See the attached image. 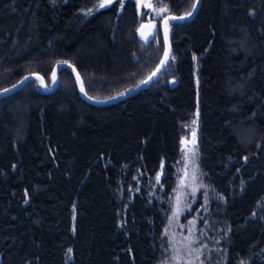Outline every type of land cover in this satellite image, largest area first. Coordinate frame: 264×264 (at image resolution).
<instances>
[{
  "label": "trees",
  "instance_id": "obj_1",
  "mask_svg": "<svg viewBox=\"0 0 264 264\" xmlns=\"http://www.w3.org/2000/svg\"><path fill=\"white\" fill-rule=\"evenodd\" d=\"M98 1L0 0V88L29 72L50 85L60 60L93 98L142 81L161 27L142 42L132 0L92 11ZM162 1L167 14L194 2ZM169 32L168 65L129 98L86 102L66 67L51 92L32 79L0 97V264H154L195 116L226 264H264V0H201Z\"/></svg>",
  "mask_w": 264,
  "mask_h": 264
},
{
  "label": "rangeland",
  "instance_id": "obj_2",
  "mask_svg": "<svg viewBox=\"0 0 264 264\" xmlns=\"http://www.w3.org/2000/svg\"><path fill=\"white\" fill-rule=\"evenodd\" d=\"M119 1L122 3L124 0ZM132 1L134 2L138 16H141L140 22L144 21L146 16H148L149 19L155 21V30L160 26L161 18L169 11V7L162 0ZM100 2L102 0L97 2L92 11L99 9L98 5ZM147 3H150L152 7L142 6V4ZM163 8H166L167 12L161 13L159 11ZM194 119H196V116L186 126V134L183 133L179 139L178 155L176 162L173 164V184L165 201L167 208L165 221L162 227L161 237L158 241L159 252L154 264H185L189 259L194 264H226V260L228 259V254L225 249L228 240L224 231V224L216 221L213 214H211L212 202L220 201V198L209 185L199 165L197 124H192ZM193 128L196 130L195 180L192 179L193 162L190 161L188 167L185 168V158L181 144V140L185 139L189 142L187 147H192L190 142L192 140ZM185 171L188 173L187 176H185ZM157 176L160 177V171L157 172L156 178ZM181 180L184 181L183 185L180 183ZM193 188L196 189L195 192H193ZM150 195L153 196V192L150 191ZM174 212L177 215L173 218ZM170 218L171 223H169ZM190 222L195 223L192 224ZM190 230L194 233L192 239L197 241L192 247H198L202 253L199 259H196L195 252L189 257L185 248L187 241L184 238L189 236ZM177 256L181 257L179 261L176 259ZM234 264L244 263H242L240 258H237Z\"/></svg>",
  "mask_w": 264,
  "mask_h": 264
},
{
  "label": "water",
  "instance_id": "obj_3",
  "mask_svg": "<svg viewBox=\"0 0 264 264\" xmlns=\"http://www.w3.org/2000/svg\"><path fill=\"white\" fill-rule=\"evenodd\" d=\"M200 1L201 0H199V2L197 4V8H196L195 11H193L192 8H191L190 11L192 12V15L190 17L184 19V20H180L179 17L187 16L188 12L184 13V14H166V15H164L161 18L160 27H161V30H162L163 41H164V47H163L162 55H161L158 63L156 64V66L152 69V71L142 81H140L138 84H136L135 86H133V87L121 92V93H123V95H121V93H119V94H116L114 96L107 97V98H93V97H91V99H89L90 96L87 95L85 91H84V93H81V91H80L81 84L77 83V80H76V76H77V74H79L77 72V70L75 69L76 71L74 72L73 71L74 66L72 64H70L69 62L60 60V61L55 62L52 65V68H51V83H50V85L46 84L45 79H44V77L41 74H39L37 72H29V73L25 74L24 76H22L17 81H15L14 83H11V84H9L7 86H4V87L0 88V97L4 96L6 94H9L11 92H14L15 90H17L21 86H23L25 83H27L29 80L36 79V76L41 77L42 80H43V85L41 84V80H39L42 89L45 92H51V91H53L56 88L57 81H58L59 68L60 67H66L72 72V74H73V76H74V78L76 80L78 93H79L80 97L86 102H89V103H92V104H96V105H105V104H111V103H115V102H118L120 100L129 98V97L137 94L141 90H143L145 87H147L160 74V72L164 69V67L161 68V71L158 72L156 76L152 77L151 80L148 79L149 76H151L153 72H156V69L160 66V61L162 59H164V52H165V47L166 46L169 49V51L171 52L170 39H169V36H170L169 26H168V30H167L168 31L167 44L165 43V28H164L165 19L166 18L168 19V25H169L170 21L182 22V21H188V20L192 19L193 16L195 15L199 5H200ZM196 2H197V0H194L193 3H196ZM142 25H143V28H142ZM155 27H156L155 21L153 19H149V17L146 16L145 20L140 22L137 25V28H136V36H137V38L139 40L143 41V42H148L151 39V37H152V35L154 33ZM141 32H143L145 34L151 32V35H148L147 36V40H145V39L142 38ZM69 64L72 65L71 68L68 67ZM54 70L56 71V82L55 83L52 82V73H53ZM79 76H80V74H79ZM25 77H27L28 79L25 80ZM80 78H81V76H80ZM81 81H82V78H81ZM144 81H147V83H143ZM82 84H83V81H82ZM83 87H84V84H83ZM5 90H9V91L6 92Z\"/></svg>",
  "mask_w": 264,
  "mask_h": 264
},
{
  "label": "snow or ice",
  "instance_id": "obj_4",
  "mask_svg": "<svg viewBox=\"0 0 264 264\" xmlns=\"http://www.w3.org/2000/svg\"><path fill=\"white\" fill-rule=\"evenodd\" d=\"M198 2H199V0H197L196 3H193V4H192V10H193V11L196 10ZM112 3H113V0H102V2L99 3L98 7H99L100 9H103V8H105L106 6H108V5L112 4ZM142 6H143V7H149V8L152 7V5H151L150 3L142 4ZM159 11H160L161 13H163V12H167V9H166V8H163V9H160ZM90 13H91V10L89 11V13H85V14L88 15V14H90ZM191 15H192V12L190 11V12L187 13V16H181V17H179V19H180V20H184V19L190 17ZM168 26H169V25H168V19L166 18V19H165V23H164V28H165V43H166V44H167V38H168V31H167V30H168ZM142 28H143V25H142ZM148 35H151V32H149V33H147V34L141 32V36H142V38L145 39V40H147V36H148ZM169 57H170V51H169V49H168L167 46H166V47H165V52H164V59H162V60L160 61V66L156 69V72H153L152 75L149 76V78H148L149 80H151L152 77L156 76L157 73L161 71V68H163V67H165V66L168 65V63H169ZM65 63H66V62H65ZM68 67L71 68L72 65L69 64ZM73 71H74V72L76 71L75 68H73ZM27 79H28V78L25 77V80H27ZM36 79L41 80V84L43 85V80H42L41 77L36 76ZM76 80H77V83L81 84V87H80V91H81V93H84L85 89H84V87H83V84H82V81H81V78H80L79 74H77V76H76ZM52 82H53V83L56 82V71H55V70H54L53 73H52ZM143 83H147V81H144ZM5 91L7 92V91H9V90H5ZM121 95H123V93H121ZM89 99H91V97H89ZM197 115H198V114H197ZM192 124H193V125H196V124H197V120L194 119V120L192 121ZM188 143H189V142L186 141L185 139H182V140H181V144H182V146H183V147H182V152L184 153V158H185V168L188 167L190 161L193 162V176H192V179L195 180V179H196V177H195V167H194V161H195V156H196V150H195V145H196V130H195V128H193V131H192V140H191V142H190V143L192 144V147H191V148H188V147H187V144H188ZM187 175H188V173L185 171V176H187ZM157 183H159V176H157ZM180 183H181V185H183V184H184V181L181 180ZM195 191H196V189L193 188V192H195ZM176 215H177V213L174 212V213H173V218H174ZM169 223H171V218H170ZM190 223L194 224L195 222H190ZM166 234H167V233H166ZM193 235H194V233L191 232V230H190V234H189V236L184 238V239L187 241V244L185 245V248H186V250H187V254L189 255V257L191 256V254H192L193 252H195V253H196V259H199V258H200V255H201L202 253H201V251H200V249H199L198 247H197V248H193V247H192L194 244L197 243V241H196L195 239H192V236H193ZM176 259L179 261V260L181 259V257L177 256ZM185 264H194V262H193L191 259H189V260H187V261L185 262Z\"/></svg>",
  "mask_w": 264,
  "mask_h": 264
}]
</instances>
